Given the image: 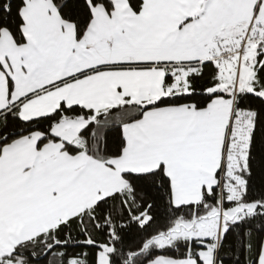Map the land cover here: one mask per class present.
I'll list each match as a JSON object with an SVG mask.
<instances>
[{"label": "snow or ice", "instance_id": "6c2138e0", "mask_svg": "<svg viewBox=\"0 0 264 264\" xmlns=\"http://www.w3.org/2000/svg\"><path fill=\"white\" fill-rule=\"evenodd\" d=\"M0 264H264V0H0Z\"/></svg>", "mask_w": 264, "mask_h": 264}]
</instances>
